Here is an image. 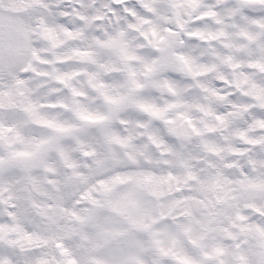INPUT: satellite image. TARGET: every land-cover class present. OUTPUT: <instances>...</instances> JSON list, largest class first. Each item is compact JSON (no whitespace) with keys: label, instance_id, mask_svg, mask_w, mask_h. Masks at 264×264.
<instances>
[{"label":"clouds","instance_id":"9594fccd","mask_svg":"<svg viewBox=\"0 0 264 264\" xmlns=\"http://www.w3.org/2000/svg\"><path fill=\"white\" fill-rule=\"evenodd\" d=\"M0 264H264V0H0Z\"/></svg>","mask_w":264,"mask_h":264}]
</instances>
